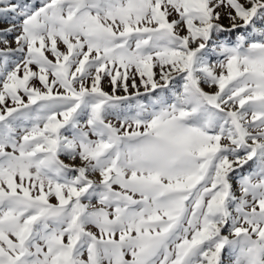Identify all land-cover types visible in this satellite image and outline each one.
<instances>
[{"label":"snow or ice","instance_id":"snow-or-ice-1","mask_svg":"<svg viewBox=\"0 0 264 264\" xmlns=\"http://www.w3.org/2000/svg\"><path fill=\"white\" fill-rule=\"evenodd\" d=\"M0 264H264V0H0Z\"/></svg>","mask_w":264,"mask_h":264}]
</instances>
